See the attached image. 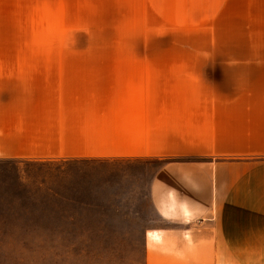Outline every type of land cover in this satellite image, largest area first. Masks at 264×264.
Segmentation results:
<instances>
[{
  "label": "crops",
  "instance_id": "obj_1",
  "mask_svg": "<svg viewBox=\"0 0 264 264\" xmlns=\"http://www.w3.org/2000/svg\"><path fill=\"white\" fill-rule=\"evenodd\" d=\"M61 1L0 0V32ZM219 1L243 55L0 57V160L146 164L147 264H264V0Z\"/></svg>",
  "mask_w": 264,
  "mask_h": 264
},
{
  "label": "rangeland",
  "instance_id": "obj_2",
  "mask_svg": "<svg viewBox=\"0 0 264 264\" xmlns=\"http://www.w3.org/2000/svg\"><path fill=\"white\" fill-rule=\"evenodd\" d=\"M222 3L52 2L51 15L45 18L49 31L0 32V57L243 55L241 44H249L251 37L234 31L227 21L234 19L233 12L224 16L232 31L219 48ZM145 168L144 163L0 160V264H147L143 238L145 220L152 215L145 177L122 176L126 170Z\"/></svg>",
  "mask_w": 264,
  "mask_h": 264
}]
</instances>
